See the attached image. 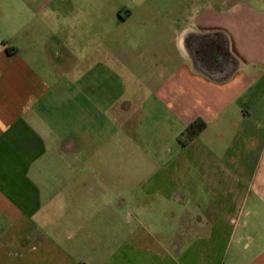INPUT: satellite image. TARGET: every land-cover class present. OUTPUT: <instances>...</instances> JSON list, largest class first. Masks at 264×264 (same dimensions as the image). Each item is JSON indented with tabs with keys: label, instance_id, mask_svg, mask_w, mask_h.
<instances>
[{
	"label": "crops",
	"instance_id": "obj_1",
	"mask_svg": "<svg viewBox=\"0 0 264 264\" xmlns=\"http://www.w3.org/2000/svg\"><path fill=\"white\" fill-rule=\"evenodd\" d=\"M69 3L0 0V264H264V0H193L154 26L144 97L120 110L156 112L147 146L170 202H53V159L78 149L53 119L80 95Z\"/></svg>",
	"mask_w": 264,
	"mask_h": 264
},
{
	"label": "rangeland",
	"instance_id": "obj_2",
	"mask_svg": "<svg viewBox=\"0 0 264 264\" xmlns=\"http://www.w3.org/2000/svg\"><path fill=\"white\" fill-rule=\"evenodd\" d=\"M192 2L70 0V14L79 13L80 20L70 21L59 35L69 45L68 67L77 63L69 69L68 82L71 76L80 78V95L54 111L53 119L61 117V128L77 139L78 149L53 159V202H170L165 193L155 192L160 176L152 172L160 158L147 146L156 137L150 134L156 112H137L132 120L120 108L124 102L138 106L144 97L140 60L148 48L157 49L149 47L160 39L154 26L167 10L188 8ZM130 10L133 16L125 21ZM59 46L54 43V50ZM167 180V192L170 186L181 187L174 178Z\"/></svg>",
	"mask_w": 264,
	"mask_h": 264
},
{
	"label": "trees",
	"instance_id": "obj_3",
	"mask_svg": "<svg viewBox=\"0 0 264 264\" xmlns=\"http://www.w3.org/2000/svg\"><path fill=\"white\" fill-rule=\"evenodd\" d=\"M206 126V122L201 119L192 121L180 135V141L185 143L187 140L195 138ZM184 138V139H183ZM77 264H86L78 262Z\"/></svg>",
	"mask_w": 264,
	"mask_h": 264
}]
</instances>
